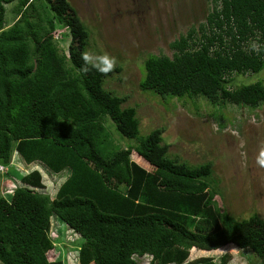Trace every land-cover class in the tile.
Here are the masks:
<instances>
[{
  "label": "trees",
  "instance_id": "trees-1",
  "mask_svg": "<svg viewBox=\"0 0 264 264\" xmlns=\"http://www.w3.org/2000/svg\"><path fill=\"white\" fill-rule=\"evenodd\" d=\"M207 1L204 22L170 43L172 57L144 61L139 89L191 100L198 111L202 100L222 121L227 107L264 109L262 80L236 79L264 69V53L244 51L257 35L264 43V0ZM13 3L17 19L6 27ZM67 38L64 51L58 41ZM88 45V27L68 0H0V177H11L13 152L26 166L68 170L53 199L38 191L37 170L12 182L9 199L2 185L0 264H64L49 233L53 217L80 239L77 264H228V254L188 261L190 251L228 245L264 264V219L227 214L212 163L191 165L170 153L163 128L139 136L136 108L124 107L128 96L105 88L121 67L107 76L80 71ZM108 122L135 145L110 143Z\"/></svg>",
  "mask_w": 264,
  "mask_h": 264
},
{
  "label": "rangeland",
  "instance_id": "rangeland-1",
  "mask_svg": "<svg viewBox=\"0 0 264 264\" xmlns=\"http://www.w3.org/2000/svg\"><path fill=\"white\" fill-rule=\"evenodd\" d=\"M68 1L88 27L89 45L86 52L106 51L117 57V66L122 71L107 78L105 88L118 95L128 96L124 107L136 108L139 136H144L153 129L163 128L162 136L164 142L170 145V153L178 155L182 161L191 165L212 163L213 177L218 180L217 189L219 196L223 197L222 205L227 214L237 220L248 219L253 215L264 219V109L251 113L245 108L227 107L224 112L229 120L222 121L211 117L215 110L202 100L199 101L201 107L198 111L191 100L164 101L150 91H141L138 86L142 71L144 74V61L151 55L172 57L170 43L186 34L191 27L197 28L199 23L204 22L209 2ZM14 6L15 3L6 7V27L17 19L12 12ZM68 39L58 41L59 47L64 51L69 43ZM236 79L241 80L237 83L259 80L264 83V69L259 74H246ZM194 101L198 105V99ZM106 127L110 143L114 141L118 148L135 145L136 140L120 136L112 123L108 122ZM16 159V152H13L12 160L15 161L7 167L11 177H0V192L5 193L7 189L10 195L11 189L18 186L12 182L19 183L23 173L37 170L44 185V189L38 191L49 194L53 199L57 188L68 176V170L54 175L37 162L28 168L22 163H16ZM210 191L214 189L211 187ZM49 233L54 242L55 257L64 264H77V246L81 243L78 236L55 217L51 218ZM224 254L231 257L228 264H253L252 259H247V251H241L233 245L209 253L190 251L188 261L211 257L214 262H218L219 257ZM148 261L147 258L139 259L138 264H148Z\"/></svg>",
  "mask_w": 264,
  "mask_h": 264
},
{
  "label": "clouds",
  "instance_id": "clouds-1",
  "mask_svg": "<svg viewBox=\"0 0 264 264\" xmlns=\"http://www.w3.org/2000/svg\"><path fill=\"white\" fill-rule=\"evenodd\" d=\"M244 51L249 52L250 54H256V55H261L262 53H264V43H260V36L257 35L256 39L250 40L247 44V47L244 49ZM81 58L84 63L80 71L84 74H87L90 70H95L101 73L102 75L107 76L109 73L115 70L118 64L117 57L109 54L106 51L102 53L89 51V52L83 53ZM11 160H12V155H11ZM13 162L14 161L12 160L11 164ZM31 171L27 173H30ZM13 189L11 190L13 191ZM7 193H9L8 190H7Z\"/></svg>",
  "mask_w": 264,
  "mask_h": 264
},
{
  "label": "crops",
  "instance_id": "crops-1",
  "mask_svg": "<svg viewBox=\"0 0 264 264\" xmlns=\"http://www.w3.org/2000/svg\"><path fill=\"white\" fill-rule=\"evenodd\" d=\"M18 159H19V158H17V160H18ZM18 161H19V160H18ZM20 161H21V160H20ZM20 161H19V163H22V164L24 165V167H28V168H29L31 165H33V163H32L31 165L26 166V165L24 164L23 161H21V162H20Z\"/></svg>",
  "mask_w": 264,
  "mask_h": 264
},
{
  "label": "built area",
  "instance_id": "built-area-1",
  "mask_svg": "<svg viewBox=\"0 0 264 264\" xmlns=\"http://www.w3.org/2000/svg\"><path fill=\"white\" fill-rule=\"evenodd\" d=\"M3 171H5V169L2 166H0V172L3 173Z\"/></svg>",
  "mask_w": 264,
  "mask_h": 264
}]
</instances>
